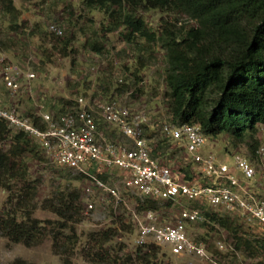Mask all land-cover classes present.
I'll list each match as a JSON object with an SVG mask.
<instances>
[{"label":"trees","instance_id":"obj_1","mask_svg":"<svg viewBox=\"0 0 264 264\" xmlns=\"http://www.w3.org/2000/svg\"><path fill=\"white\" fill-rule=\"evenodd\" d=\"M80 5L83 10H97L105 16L101 32L117 31L121 40L131 45H136L137 40L159 45L165 64L158 90L163 119L174 125H197L206 139L225 135L232 147L244 146L247 154L232 153L256 161L255 152L264 143V0H80ZM148 11L162 15L156 27H150L143 19L142 14ZM0 14L6 18L7 28L17 34L21 24L11 0H0ZM172 15V18L186 17L191 25L176 29L166 17ZM60 44L59 52L65 55L68 41ZM86 46L96 55L102 53L101 41H90ZM141 58L132 61V71L128 74L135 79L137 93L142 82L138 73L144 68ZM124 67L128 71L129 67ZM126 79L124 73L114 82L113 96L125 91ZM68 103L61 101L48 112L54 115L75 106L73 102L67 108ZM33 114L30 110L23 113L43 129ZM4 141L7 147L0 148V189L6 193V199L0 212V237L27 248L48 238L52 252L62 258L78 243L75 226L82 219L79 192L68 187L52 191L38 205L56 219L33 218L38 181L28 179L26 160L37 158L41 152L32 139L8 129L0 120V143ZM166 149L169 155L176 151L168 141L156 139L151 153L164 155L159 150ZM226 150L223 149L228 153ZM178 171L188 178L187 167ZM156 205L145 200L137 202L136 207L138 211L154 210ZM203 209L204 219L231 236L234 250L256 260L254 264H264L263 233L238 224L227 214L209 208L203 212ZM117 221V227L84 235L79 250L82 264L162 263L156 257L158 248L153 245L119 255L122 247L113 238L117 231L130 232L131 225L122 223L121 218ZM241 227L253 236L241 231Z\"/></svg>","mask_w":264,"mask_h":264},{"label":"rangeland","instance_id":"obj_2","mask_svg":"<svg viewBox=\"0 0 264 264\" xmlns=\"http://www.w3.org/2000/svg\"><path fill=\"white\" fill-rule=\"evenodd\" d=\"M11 2L18 11V23L21 26L16 32L19 35L15 34L7 28L6 18L0 14V61L2 64L7 62L16 64L24 71L32 72L34 79L30 82V95H26L21 88L19 96L12 99L8 98L0 80V101L5 106L12 105L21 114L29 110L36 112L38 107L50 111L51 108H57L61 101L72 104L79 97L94 104L112 98L131 110H142L148 119V127L154 128L158 133L159 124L163 121V103L158 90L161 87V76L165 65L159 45L152 46L141 40H137L136 45H131L123 42L117 31L101 32V26H105V16L97 10H83L80 0H11ZM142 17L147 25L156 27L162 15L156 11H148L142 14ZM166 17L176 29L191 25L183 16ZM51 25L60 28V36L55 37L51 33L49 28ZM64 41H68L65 55L59 52L62 47L60 43ZM90 41L102 42L103 50L100 55L89 51L86 44ZM138 56L142 57L141 63L144 64V68L138 73L142 82L139 84L140 92L137 93L134 92L135 79L128 74L132 71V61ZM125 65L129 67L128 71ZM124 73L128 78L125 81V91L113 96L111 92L116 87L114 82L119 81ZM69 103L66 104L67 108L70 106ZM94 104H91L90 108L94 109ZM108 132L112 137L115 136L111 128ZM260 139L263 142L262 137ZM5 145L7 141L1 142L0 148L7 147ZM262 147L264 148V143ZM224 148L228 153L223 151ZM244 148V146L232 147L229 139L220 134L215 138L206 139L201 153H212L230 167L233 161L229 155L232 151H240L246 155ZM159 152L168 155L169 149ZM174 153L173 161L180 160L181 150H176ZM169 165L171 166L170 163ZM254 165L256 170H259V166L255 163ZM26 166L28 179L38 181L35 199L37 206L31 215L37 220L56 219L53 214L38 205L41 200L50 197L52 191L58 192L68 187L79 192L82 219L75 226L78 243L71 253L68 252L69 254L61 258L52 252L48 238L35 247L27 248L21 244L9 243L5 238L0 237V264H15L17 261L26 264H82L79 250L86 233L117 227L118 218L122 219V223L130 226V212L132 210L136 213L141 212L137 210V200L133 193L121 187L115 170L108 171V174H100L98 178L106 186L116 188L117 198L113 199L105 192L92 190L93 196L88 200L92 202L93 209L85 211L87 197L82 191L87 180L83 175L55 166L42 152H38L37 158H28ZM261 195H264V187ZM5 199L6 193L0 189V212L4 207ZM157 205L153 211L163 212L167 207L164 204ZM206 211L204 208L203 212ZM241 231L253 236L247 228L241 227ZM188 232L191 239L203 247L208 259H200L192 255L174 257L158 248L156 257L162 261L161 264H254L256 262L251 257L243 255L241 251L234 250L231 236L207 219L191 225ZM116 233L113 242L122 247L119 255L131 254L136 248L133 245L132 229L130 232ZM217 242L222 243V250L217 249Z\"/></svg>","mask_w":264,"mask_h":264},{"label":"built area","instance_id":"obj_3","mask_svg":"<svg viewBox=\"0 0 264 264\" xmlns=\"http://www.w3.org/2000/svg\"><path fill=\"white\" fill-rule=\"evenodd\" d=\"M49 28L54 35H61L59 27ZM33 79L32 72L0 61V80L9 99L19 96L21 88L30 95ZM73 102L74 107L54 115L38 107L33 116L43 124V129L31 117L1 101L0 120L8 129L32 139L55 166L83 175L87 180L82 191L87 197L85 211L93 209L88 200L93 196L92 190L117 198L116 188L106 186L98 178L112 170L117 171L121 187L133 193L137 202L167 203L163 212H130L135 247L153 245L170 256L208 259L203 247L188 232L191 225L204 220L201 208L227 214L264 234L263 147L255 152L254 163L259 170L238 152L229 155L233 165L228 167L212 153H201L206 138L197 125H174L163 119L156 133L148 127L142 110H131L117 100L94 104L79 97ZM109 128L117 138L110 135ZM156 139L168 141L175 150H181L180 160L173 161L175 153L153 155L151 147ZM182 167H187L188 178L179 173ZM216 247L223 249L221 242Z\"/></svg>","mask_w":264,"mask_h":264}]
</instances>
